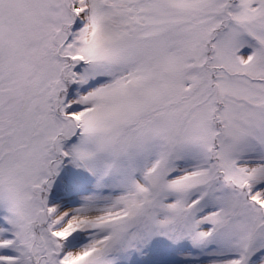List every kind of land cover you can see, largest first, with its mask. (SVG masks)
<instances>
[{"label":"snow or ice","instance_id":"obj_1","mask_svg":"<svg viewBox=\"0 0 264 264\" xmlns=\"http://www.w3.org/2000/svg\"><path fill=\"white\" fill-rule=\"evenodd\" d=\"M0 264H264V0H0Z\"/></svg>","mask_w":264,"mask_h":264}]
</instances>
